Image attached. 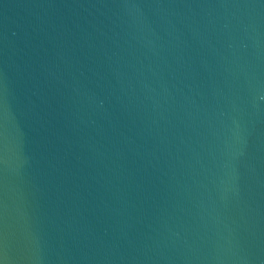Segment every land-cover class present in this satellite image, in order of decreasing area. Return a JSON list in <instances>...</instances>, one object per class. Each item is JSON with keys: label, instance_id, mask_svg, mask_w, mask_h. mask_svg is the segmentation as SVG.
<instances>
[{"label": "water", "instance_id": "95a60500", "mask_svg": "<svg viewBox=\"0 0 264 264\" xmlns=\"http://www.w3.org/2000/svg\"><path fill=\"white\" fill-rule=\"evenodd\" d=\"M0 264H264V0H0Z\"/></svg>", "mask_w": 264, "mask_h": 264}]
</instances>
